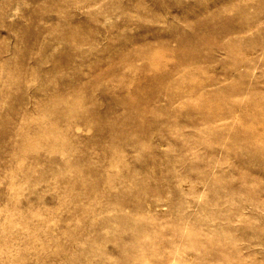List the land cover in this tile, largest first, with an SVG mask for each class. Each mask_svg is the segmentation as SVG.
I'll use <instances>...</instances> for the list:
<instances>
[{
    "label": "rangeland",
    "instance_id": "1",
    "mask_svg": "<svg viewBox=\"0 0 264 264\" xmlns=\"http://www.w3.org/2000/svg\"><path fill=\"white\" fill-rule=\"evenodd\" d=\"M0 264H264V0H0Z\"/></svg>",
    "mask_w": 264,
    "mask_h": 264
},
{
    "label": "bare ground",
    "instance_id": "2",
    "mask_svg": "<svg viewBox=\"0 0 264 264\" xmlns=\"http://www.w3.org/2000/svg\"><path fill=\"white\" fill-rule=\"evenodd\" d=\"M74 33V32H73ZM259 98V97H258ZM251 132V131H250ZM254 135V134H253ZM249 137V136H248Z\"/></svg>",
    "mask_w": 264,
    "mask_h": 264
}]
</instances>
